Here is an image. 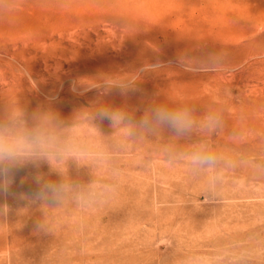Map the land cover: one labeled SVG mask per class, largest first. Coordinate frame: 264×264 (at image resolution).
<instances>
[{"label":"rangeland","instance_id":"rangeland-1","mask_svg":"<svg viewBox=\"0 0 264 264\" xmlns=\"http://www.w3.org/2000/svg\"><path fill=\"white\" fill-rule=\"evenodd\" d=\"M161 103L220 123L138 127ZM17 111L55 115L65 155L0 192V264H264V0H0V120ZM205 139L220 161L194 172ZM36 174L73 187L34 201Z\"/></svg>","mask_w":264,"mask_h":264},{"label":"clouds","instance_id":"clouds-1","mask_svg":"<svg viewBox=\"0 0 264 264\" xmlns=\"http://www.w3.org/2000/svg\"><path fill=\"white\" fill-rule=\"evenodd\" d=\"M100 115L113 124L126 127L130 124L129 118L120 112L104 111ZM219 123L218 118L212 114L198 119L191 108L161 103L146 111L137 126L153 130L167 129L175 139H179L190 136L193 132L209 137ZM131 134L129 127V135ZM64 155L55 115L37 113L29 123L23 113L17 111L0 120V192L8 191L17 170L27 165L38 167L43 162L52 165ZM182 155L194 172L214 170L220 161L207 139L194 144ZM34 181L38 187L31 198L37 202L59 203L73 187L65 180L45 179L39 174L35 175ZM45 228V223L37 224V230ZM200 264L203 262L200 261Z\"/></svg>","mask_w":264,"mask_h":264},{"label":"bare ground","instance_id":"bare-ground-1","mask_svg":"<svg viewBox=\"0 0 264 264\" xmlns=\"http://www.w3.org/2000/svg\"><path fill=\"white\" fill-rule=\"evenodd\" d=\"M249 128V127H248ZM250 129V128H249ZM247 130V129H246ZM251 130V129H250ZM245 131V130H244ZM247 132V131H246Z\"/></svg>","mask_w":264,"mask_h":264}]
</instances>
